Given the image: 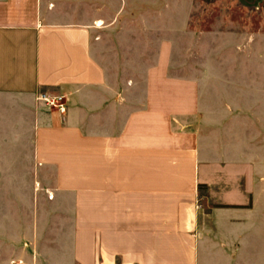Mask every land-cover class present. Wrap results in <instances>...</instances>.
Listing matches in <instances>:
<instances>
[{"label": "crops", "instance_id": "0c3cea01", "mask_svg": "<svg viewBox=\"0 0 264 264\" xmlns=\"http://www.w3.org/2000/svg\"><path fill=\"white\" fill-rule=\"evenodd\" d=\"M126 1L0 0V264H236L251 235L264 158L204 117L169 41L126 75ZM59 212L71 246L45 250Z\"/></svg>", "mask_w": 264, "mask_h": 264}, {"label": "rangeland", "instance_id": "374dc122", "mask_svg": "<svg viewBox=\"0 0 264 264\" xmlns=\"http://www.w3.org/2000/svg\"><path fill=\"white\" fill-rule=\"evenodd\" d=\"M108 1V9L115 10V0ZM122 5L138 17L128 40L140 46L136 53L140 67L126 75L141 80L145 64L157 60L161 43L169 41L174 64L180 66L173 67V74L199 81L204 117L224 123L235 133L236 145H243L244 137L252 158H264V0H128ZM126 15L128 22L133 21ZM143 17L148 18V29ZM259 197L251 235L233 249L236 264H264V193ZM44 198H53L46 189ZM61 216L59 212L58 219L44 221L45 250L71 246L62 240L71 224ZM60 238V243L52 241ZM50 263L44 259V264Z\"/></svg>", "mask_w": 264, "mask_h": 264}, {"label": "built area", "instance_id": "2783aa9c", "mask_svg": "<svg viewBox=\"0 0 264 264\" xmlns=\"http://www.w3.org/2000/svg\"><path fill=\"white\" fill-rule=\"evenodd\" d=\"M48 106L58 109L60 112L66 110V98L64 96H47L43 95L40 97Z\"/></svg>", "mask_w": 264, "mask_h": 264}]
</instances>
